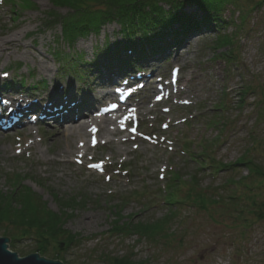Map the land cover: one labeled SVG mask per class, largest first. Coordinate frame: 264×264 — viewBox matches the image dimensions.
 <instances>
[{"label": "rangeland", "instance_id": "1", "mask_svg": "<svg viewBox=\"0 0 264 264\" xmlns=\"http://www.w3.org/2000/svg\"><path fill=\"white\" fill-rule=\"evenodd\" d=\"M26 3L29 6L23 7ZM66 11L49 0H0V36L15 39L16 45L2 50L0 39V73L6 70L10 79L21 80L24 87H16L26 98L30 92L46 98L51 88L68 82L92 88L85 94L91 103L108 92L100 85L103 78L97 79L104 68L92 72L86 68L94 61V51L104 49L106 54L105 48H114L115 41L123 47L118 26L106 25L96 34L68 41L60 23L47 22L50 13L60 17ZM220 15L228 21L224 29L205 30L186 40L183 48L144 64L161 75L172 66L179 68L177 88L166 101L153 102L157 90L151 80L134 100L140 108L138 131L155 135L152 141L125 135L114 126L113 134H99L98 146L90 148L88 133L59 137L60 128L69 133L73 125L63 122L0 134V191H9L13 185L9 177L17 174L52 211L58 205L51 193L85 199L64 223L78 241L57 258L53 251L42 257L62 264H107L106 255L126 256L135 264H264V183L249 177L243 165L219 169L220 163H232L242 155L264 168V1L236 0L222 6ZM222 34L229 37L235 60L217 55L228 51L214 48V39ZM63 62H75L77 71L86 67L79 70L83 77L65 71ZM246 86L250 89L242 94ZM71 115L74 124L81 122ZM64 142L72 149L70 154L64 152ZM82 152L78 163L75 159ZM90 160L102 162L104 173L87 169ZM122 165L128 166V173L119 171ZM173 172L183 181L196 176L199 192L220 198L222 204H210L206 210L190 203L177 205L166 230L170 233L155 241L107 232L114 218L112 207L120 208L123 218L134 215V220L144 222L165 217L170 207L164 201L166 183ZM244 184L254 190L249 192ZM186 190L181 188V195ZM246 195L255 198L263 213L252 210ZM3 229L0 225V237L9 238ZM14 246L8 250L19 257L34 253L31 239L18 240Z\"/></svg>", "mask_w": 264, "mask_h": 264}, {"label": "trees", "instance_id": "2", "mask_svg": "<svg viewBox=\"0 0 264 264\" xmlns=\"http://www.w3.org/2000/svg\"><path fill=\"white\" fill-rule=\"evenodd\" d=\"M49 1L53 7H67L66 14L60 17L55 12L50 13L52 18L47 22L60 23L62 34L68 41H74L78 37L88 36L89 34H96L103 26L115 24L118 26V32L122 40L125 42L121 49L117 46V41L113 42L114 48H105L106 54H102L104 49L94 51L93 62L97 64L96 61H98V66L92 65L93 62H90L88 68L82 65L79 66L77 71L75 62H63L62 65L65 67V71L74 70L73 73L81 79L83 76L80 75L79 70L82 71V68L92 72L100 66L105 70L122 65L140 67L144 59L153 58L167 51L177 49L194 34L205 30H217L219 32L220 28L222 29L224 25L228 24V21L220 15L221 7L235 3L236 0ZM21 2L24 4L23 1ZM27 6H29V3L23 5V7ZM46 23L45 25H47ZM228 38L223 34L217 35L214 39V48H228L230 46ZM98 52L100 56H98ZM55 54L56 52H52L51 55ZM217 55L222 58L225 57L227 61L235 60L232 56L233 50L229 48L225 54L219 53ZM70 58L72 59V57ZM21 86H23L22 83ZM247 89H250V87L246 86L242 94H245ZM239 101L241 103V100ZM186 151H189L187 145ZM219 165V169L225 170L243 165L247 168L249 177L259 180L260 184L264 183V168L257 165L251 158H247L246 155L240 156L232 163H220ZM10 178L13 181L12 188L9 191H0V225L4 226L3 234L9 237L8 247L13 249L15 242L18 240L31 239L35 245L34 252H37L40 256H47V253H51L49 251H53L55 258H57L59 253L65 252L79 239L77 234L64 228V223L72 216L75 207L85 203V199L80 196L62 198L51 193L58 205V210L52 211L47 208L46 202L42 201L28 187L21 184V178L17 174L11 175ZM197 181L196 176H190L188 180L183 181L179 175L173 172L166 183L167 193L164 196V201L170 207L165 217L160 218L158 221L144 222L134 220V215L123 218L120 214L121 209L112 207L111 212L114 218L107 232L119 236L132 234L137 235L139 238L145 237L155 241L159 237H166L170 233L166 230L169 222H171L170 220L176 216L177 205L190 203L201 210H206L210 204H222L220 198L218 200L211 199L205 192H199ZM228 182L236 184L232 179H229ZM244 187L249 192L254 190L247 184H244ZM181 188L187 189L183 195L180 192ZM135 195H138V193ZM245 197L246 200L248 199L249 206L253 211H257L258 214L263 213L255 198L250 195ZM229 198L232 199L233 197ZM105 258L107 264H135L126 256L106 255Z\"/></svg>", "mask_w": 264, "mask_h": 264}, {"label": "bare ground", "instance_id": "3", "mask_svg": "<svg viewBox=\"0 0 264 264\" xmlns=\"http://www.w3.org/2000/svg\"><path fill=\"white\" fill-rule=\"evenodd\" d=\"M190 37H192V36H190ZM1 38H3V40H4L3 44L1 45V46H3L2 50H7V49L11 48L12 46L16 47L15 44H12V41H15V39H6L5 40V36L4 37L0 36V39ZM182 46H183V43H182ZM181 48H183V47H181ZM96 62L98 64V61H96ZM103 73L105 75H108L107 72H103ZM117 74H118V72H117ZM109 77H110V75H109ZM116 78H117V76L115 77V79ZM67 84H69V82ZM67 84H63V86H65ZM89 90L92 91V88H89ZM61 93H63V92H61V90H57L56 88H51L49 90V95H51L52 99H50L49 96H47L46 98H41L40 96H37L36 100L34 99L33 101H30L29 99L26 100L25 98L18 97L14 101H11L8 106H13V107L19 108L21 111H29L33 108H35L36 110L37 109L42 110L44 108V106L50 102V104H49L50 108H54L56 105V102L64 101L63 99H61V97H62ZM106 95H108V93H106L104 96H106ZM101 98H103V97H101ZM1 106L4 108L5 103L0 105V107ZM78 116H80V115H78ZM82 117L84 118V115L80 116L79 118H82ZM62 120L66 121V123L67 122H73L71 117H63ZM113 120L114 119H112L111 117H108V116H104L101 118H96V117L90 116L88 118V120H81V122L79 121L77 124H74V122H73L71 130L69 129L70 130L69 133L67 130H61L64 128H60L58 130V135H59V137H68V136H72V135H74V136L77 135L79 137H85L87 134L86 123H90V124H94V125L98 126L99 131H100V135H102V136H104L106 134H113L114 133V129L112 128V126L114 124ZM64 145H65L64 152L66 154H70L72 152V149L69 148L67 142H64Z\"/></svg>", "mask_w": 264, "mask_h": 264}, {"label": "water", "instance_id": "4", "mask_svg": "<svg viewBox=\"0 0 264 264\" xmlns=\"http://www.w3.org/2000/svg\"><path fill=\"white\" fill-rule=\"evenodd\" d=\"M7 237H0V264H62L57 260H50L34 252L24 257H19L16 252L8 250Z\"/></svg>", "mask_w": 264, "mask_h": 264}]
</instances>
